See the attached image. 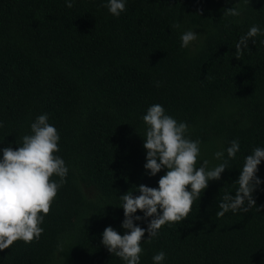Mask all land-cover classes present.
Here are the masks:
<instances>
[{"label": "trees", "instance_id": "16d2710c", "mask_svg": "<svg viewBox=\"0 0 264 264\" xmlns=\"http://www.w3.org/2000/svg\"><path fill=\"white\" fill-rule=\"evenodd\" d=\"M72 2L0 0V149L19 147L47 114L60 136L55 154L68 168L39 240L14 242L0 264H125L101 243L102 232L111 226L123 235L119 196L158 187L167 171L153 177L143 167L142 116L153 104L200 141L197 167L228 160V169L186 219L151 240L145 232L140 264H153L160 251L163 264H264V160L253 193L260 211L216 216L224 194L235 195L245 156L264 148V34L238 59L235 49L252 25L264 32V0H126L119 17L108 0ZM233 7L241 14L225 16ZM187 30L198 38L183 48ZM232 140L240 150L229 159ZM151 219L134 223L146 229Z\"/></svg>", "mask_w": 264, "mask_h": 264}, {"label": "clouds", "instance_id": "9594fccd", "mask_svg": "<svg viewBox=\"0 0 264 264\" xmlns=\"http://www.w3.org/2000/svg\"><path fill=\"white\" fill-rule=\"evenodd\" d=\"M65 3L68 8L73 6L72 0H65ZM105 7L110 14L119 17L126 10V0H108ZM240 14L236 7L224 12L225 16ZM173 27L179 28L180 24L175 23ZM262 34L264 32L259 26L252 25L235 45L236 58L248 47L249 40L255 44L253 38ZM197 38L198 34L193 30L183 32L180 36L181 47L187 48ZM48 119L47 114L39 115L30 125L31 133L22 137L19 147L14 149L10 145L0 149V251L8 249L18 240L26 244L39 240L44 231L40 225L65 182L68 168L65 161L55 154L60 150V136ZM142 120L146 126L143 144L146 163L143 167L153 177L162 169L167 171L158 180V187L141 184L136 188L139 195H134L135 191H128L119 196L124 212L121 227L126 230L123 235L111 226L102 232L101 243L125 264H140L143 252L141 242L145 232L151 240L157 237L163 225L186 219L194 201L200 199L201 193L208 187V182L219 180L228 169V160L213 168H208L209 162L203 160L197 167L200 162V141L190 139L187 135L188 125L166 114L162 105H151ZM239 150V141L232 140L226 149L227 157L234 159ZM214 157L221 160L224 152L217 151ZM262 160L264 148L261 147L254 148L250 155L245 156L235 181L238 184L235 195L224 194L218 204L217 218L229 211L248 213L252 208L260 211L253 193L262 183L257 176ZM54 175L60 178L59 181L50 179ZM138 210L143 212V216L134 215ZM149 217L152 219L146 229L134 223ZM165 258L166 253L160 251L152 257L153 264H163Z\"/></svg>", "mask_w": 264, "mask_h": 264}]
</instances>
